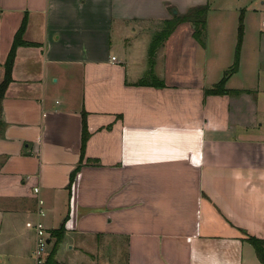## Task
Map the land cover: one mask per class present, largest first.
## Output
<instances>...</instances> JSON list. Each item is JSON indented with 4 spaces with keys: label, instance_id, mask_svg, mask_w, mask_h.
Here are the masks:
<instances>
[{
    "label": "crops",
    "instance_id": "crops-1",
    "mask_svg": "<svg viewBox=\"0 0 264 264\" xmlns=\"http://www.w3.org/2000/svg\"><path fill=\"white\" fill-rule=\"evenodd\" d=\"M210 1L0 0V85L25 17L35 45L18 47L2 105L0 264H35L39 198L47 256L63 237L59 264H96L114 242L125 264H262L243 232L264 240V88L231 84L242 70L255 77L244 68L251 30L264 62V11L254 0H218L214 11ZM205 8L202 41L186 20L158 49L163 87L137 85L154 35ZM243 11L240 68L227 82L243 92L206 95L234 63ZM84 112L86 159L99 165H84L70 194Z\"/></svg>",
    "mask_w": 264,
    "mask_h": 264
},
{
    "label": "trees",
    "instance_id": "trees-1",
    "mask_svg": "<svg viewBox=\"0 0 264 264\" xmlns=\"http://www.w3.org/2000/svg\"><path fill=\"white\" fill-rule=\"evenodd\" d=\"M207 16V9H195L193 11V14L186 17H174L172 20L167 21L166 26L162 32H159L154 35L151 44L148 49V64H149V72L147 76L142 79L137 85L139 86H160L163 87V81L159 80L157 76L154 74L153 68L155 65V58L156 53L159 48H161L165 41L168 39V37L172 34L173 30L175 29V26L179 24L182 21H191L195 24L196 30H195V37L198 40H203V34L204 30L206 28V17ZM27 26V17L23 19V22L21 24L20 29L18 30L15 40L13 43V46L9 52V55L7 57V61L5 63V74L4 79L0 85V136L2 135L4 123L2 119L3 115V100L5 98V94L9 88V85L13 81L12 79V72L13 67L15 63L16 53L17 49L20 46H35L32 43L25 42L24 40V33ZM244 35H245V23H244V11L240 15L239 19V27H238V35H237V45H236V51H235V58L234 63L232 67L226 71L224 74L223 79L214 85L212 88L207 89L205 94L206 95H231V96H238L243 91L240 90H230L227 89V82L230 79L232 75L238 72L240 68V60H241V49L244 41ZM90 139V132L88 130V124H87V113H83L82 116V139H81V158L79 161V164L77 168L72 172L70 176V182L68 185V189L71 194L72 186L75 181V178L78 174V172L81 170V168L84 165H91V166H97L99 165L98 160L96 159H86V148L87 143ZM247 238L246 241L253 246L255 249V252L257 254L258 259L262 264H264V240L256 238L254 236L247 235V232H243ZM53 247L50 250L48 256L46 257V260L43 264H59L56 260V252L58 250L59 244L62 242V235L59 233H55L53 236Z\"/></svg>",
    "mask_w": 264,
    "mask_h": 264
},
{
    "label": "rangeland",
    "instance_id": "rangeland-1",
    "mask_svg": "<svg viewBox=\"0 0 264 264\" xmlns=\"http://www.w3.org/2000/svg\"><path fill=\"white\" fill-rule=\"evenodd\" d=\"M262 2H264V0H254L255 6H263V11H264V5H262ZM218 3V0H211L210 4L211 6H213L212 10H217L216 5ZM244 3H249L248 4V8L250 7V5H252L253 3H251V0H245ZM260 18L262 14H259ZM263 16V15H262ZM262 19V18H261ZM264 19V18H263ZM262 19V20H263ZM252 25V24H251ZM212 34V32H211ZM250 37H252V40H250ZM259 39V37L255 36L254 32L251 30L249 31V35H248V45H247V53L249 54V57H252V61L253 64H249L246 65L244 68L250 67L254 70H252L253 75L255 76L254 79H247L245 78V72L244 70H242L241 74L238 75L237 77H235L233 79V82L231 84L232 87H239L240 83L243 84V86L245 87H251L252 85H255L259 83V88L260 90L264 88V62L261 61V59L257 58V54H256V49H252V46L257 45V40ZM226 41H228L226 39ZM215 51L214 48H211L209 52V56L212 55V53ZM181 67H186V60H184L183 62H181L180 64ZM231 67V66H230ZM252 72L250 74H252ZM257 95V102H258V108H259V116H262L261 119L264 120V92H260V93H256ZM60 101V99H57ZM257 136V135H256ZM117 245H119L118 242H114L111 245V248H109V251L105 249L101 250V252L99 251L98 255H97V262L96 264H125L126 263V256H125V251L124 249L122 250V253L120 254L119 249L117 247ZM8 264H11L8 262ZM33 264V262H32Z\"/></svg>",
    "mask_w": 264,
    "mask_h": 264
},
{
    "label": "built area",
    "instance_id": "built-area-1",
    "mask_svg": "<svg viewBox=\"0 0 264 264\" xmlns=\"http://www.w3.org/2000/svg\"><path fill=\"white\" fill-rule=\"evenodd\" d=\"M115 60V57L113 58ZM35 193H39V189H35ZM37 220L35 221L34 230L36 234L35 248L33 251V257L35 264H43L47 257V251L49 246L48 229L43 222V218L46 216L45 202L39 198Z\"/></svg>",
    "mask_w": 264,
    "mask_h": 264
},
{
    "label": "water",
    "instance_id": "water-1",
    "mask_svg": "<svg viewBox=\"0 0 264 264\" xmlns=\"http://www.w3.org/2000/svg\"><path fill=\"white\" fill-rule=\"evenodd\" d=\"M49 243H50V241H49Z\"/></svg>",
    "mask_w": 264,
    "mask_h": 264
}]
</instances>
